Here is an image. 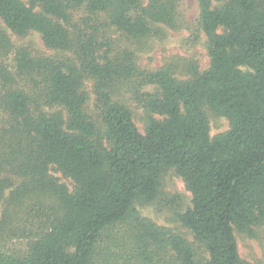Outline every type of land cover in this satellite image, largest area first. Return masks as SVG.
Listing matches in <instances>:
<instances>
[{
  "label": "trees",
  "instance_id": "trees-1",
  "mask_svg": "<svg viewBox=\"0 0 264 264\" xmlns=\"http://www.w3.org/2000/svg\"><path fill=\"white\" fill-rule=\"evenodd\" d=\"M178 1L0 0V61L6 30L54 52L17 49L12 71L0 62V264H251L235 235L264 222V0H197L209 67L189 63L185 79L112 54L111 33L140 42L177 29ZM126 95L145 112L142 134ZM206 110L229 130L210 138ZM168 170L191 194L176 219L201 254L137 210Z\"/></svg>",
  "mask_w": 264,
  "mask_h": 264
},
{
  "label": "rangeland",
  "instance_id": "rangeland-1",
  "mask_svg": "<svg viewBox=\"0 0 264 264\" xmlns=\"http://www.w3.org/2000/svg\"><path fill=\"white\" fill-rule=\"evenodd\" d=\"M141 1L144 5L148 2V0ZM85 16L83 8L78 10L73 17L74 22L80 25V20ZM177 20V29L172 30L159 26L161 30L159 35L140 42H130L117 33H111L107 39L110 42L112 54H117L125 49L129 50L134 54L137 66L141 70L155 72L163 68H169L174 71L173 73L179 79L187 78L185 68L189 63H195L198 72L207 70L209 67L207 39L199 28L197 0H179ZM0 28L4 29L1 22ZM6 33L10 39L12 50L0 62L9 71L14 70L12 59L17 49H26L33 57H52L54 55L53 51L44 47L37 33L30 32L22 38L15 36L8 30H6ZM86 91L90 96L88 112L92 113L94 95L90 82L86 83ZM151 91V87H146L142 90V92ZM121 101L129 109L135 126L142 134L145 128V112L138 101L130 95H126ZM206 118L210 138L224 134L229 130V123L226 119L214 116L208 110H206ZM50 174L57 178L60 183L66 184L69 188L71 187L70 181L64 179L59 173L51 171ZM190 206L191 194L174 171L168 170L161 179L159 199L150 205H137V210L143 218L150 220L156 226L179 234L188 240L189 243H193L196 249L195 253L201 254L204 248L194 243L189 231L183 228L176 219L179 213H183ZM235 236L238 255L243 261L251 264H264V222L255 229L254 237L249 238L239 234ZM10 248L23 249V242L15 241L10 244Z\"/></svg>",
  "mask_w": 264,
  "mask_h": 264
}]
</instances>
